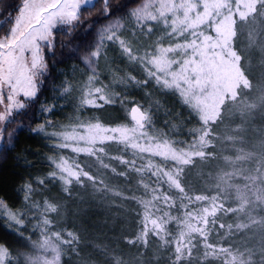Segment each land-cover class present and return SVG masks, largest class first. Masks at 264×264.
<instances>
[{
	"label": "snow or ice",
	"instance_id": "snow-or-ice-1",
	"mask_svg": "<svg viewBox=\"0 0 264 264\" xmlns=\"http://www.w3.org/2000/svg\"><path fill=\"white\" fill-rule=\"evenodd\" d=\"M134 2L136 7L129 8L124 0H0V152L13 145L24 127L18 118L38 101L48 77L46 55L55 56L61 31L70 36L84 27L90 33L96 23L108 21L82 57L86 80L79 86L66 80L56 91L61 98L77 92V112L116 105L125 113L118 123L81 114L66 125L45 119L29 129L52 141L56 154L47 158L51 171L35 186L32 181L21 186L22 209L0 199L5 227L31 248L14 251L0 242V264H61L63 248L75 250L78 236L60 226L61 205L44 195L47 185L58 182L69 197L72 186L85 181L97 191H111L98 177L100 170L129 182L135 177L142 191L125 197L140 209L139 231L129 244L147 248L149 237L154 238L168 253L167 264H264V129L255 142L248 135L253 116L264 113V0ZM125 9L133 22L130 31L125 16L118 15ZM242 26L250 28L245 48L239 41ZM111 46L138 74L118 75L116 69L112 84L102 82L98 62L107 60ZM252 49L260 53L258 77L250 67ZM114 84L177 94L199 124L189 130L191 140L156 129L150 109ZM55 107L42 104L40 111L51 113ZM230 117L238 118L231 121L235 127L225 123ZM112 145L119 146V154H111ZM81 156L94 162L97 173ZM197 159L220 160L223 167L211 177L208 191L192 193L182 177ZM113 161L122 166L119 171ZM225 217L232 222H224ZM105 255L107 264H129L116 250Z\"/></svg>",
	"mask_w": 264,
	"mask_h": 264
},
{
	"label": "trees",
	"instance_id": "trees-1",
	"mask_svg": "<svg viewBox=\"0 0 264 264\" xmlns=\"http://www.w3.org/2000/svg\"><path fill=\"white\" fill-rule=\"evenodd\" d=\"M17 2L18 0H5L6 4ZM124 2L129 4V8L136 7L134 0H124ZM127 11L128 9H125L124 13L118 15L125 16L123 22L127 31H130L133 22L127 20ZM93 19L95 15L89 18V20ZM107 23L108 21L101 20L93 26L90 33H87L84 27L76 29L70 36L62 31L59 32L55 56L46 55L49 65L48 77L41 87L39 99L26 110V114L18 118L23 121L24 127L17 132L13 145L0 152V199H4L14 209H22L24 194L20 188L24 182L32 181L35 186L37 178L51 171L47 158L56 154V150L51 146L52 141L47 140L43 134L29 131L30 128L37 127L45 119H51L53 124L66 125L81 114L86 119L96 117L105 123H118L125 117V113L116 105H106L99 109L88 108L77 112L74 98L78 93L73 92L71 97L61 98L56 91L66 80L77 86L86 80L88 69L82 62V57L96 41L97 31ZM60 41L66 46L61 48ZM116 69L121 70L118 75H124L129 71L138 74L126 61L121 60L118 49L111 46L107 60L102 58L98 62L97 71L104 84L113 83L112 76ZM113 86L116 91L126 92L129 99L149 108L156 129L176 140H191L189 130L199 125L177 94L152 86L146 89L132 85L114 84ZM42 104H55L56 107L53 112L42 114L40 111ZM11 127L15 128L17 125L13 124ZM48 131L53 129L49 128ZM118 147V145L111 146L112 155L119 154ZM80 159L92 166L93 173H97V166L92 160L83 156ZM113 164L118 171L122 168L115 161ZM195 164L196 162L185 168L182 179L186 188L192 193L206 192L210 188V178L216 171L212 172L211 170H215L213 168L197 170ZM98 177L105 179L111 191H97L90 182L85 181L83 186L74 184L72 195L69 197L62 191L58 182H49L47 185L44 195L61 205L58 217L60 226L78 236V241L74 244L75 250L63 248L61 264H107L109 257L105 252L111 254V250L119 252L129 264H135L137 260L142 262L151 260L156 264L157 259L159 264H167L168 253L160 248L159 241L154 238L149 237L147 248L128 243L139 231L137 218L139 205L134 200L125 199L133 192L137 196L142 194L141 190H137L135 177L129 182L104 170L99 171ZM116 192H120L121 195H115ZM34 199L39 200L41 197L36 196ZM224 222L232 221L225 217ZM6 223L5 220L0 219V242L9 245L14 251H31L30 247L26 248L24 242L19 241L18 237L5 227ZM28 228L31 230L32 225L29 224ZM32 239H38V235L33 236Z\"/></svg>",
	"mask_w": 264,
	"mask_h": 264
},
{
	"label": "rangeland",
	"instance_id": "rangeland-1",
	"mask_svg": "<svg viewBox=\"0 0 264 264\" xmlns=\"http://www.w3.org/2000/svg\"><path fill=\"white\" fill-rule=\"evenodd\" d=\"M250 30L248 26H242L240 29V32L242 33L239 37L240 46L241 48L247 47V33ZM157 34V33H156ZM156 34L152 37V39H156ZM251 56H250V67L252 69V75L255 77H258L260 74V53L256 49H252ZM255 83V81H254ZM236 120L238 122L237 117H230L228 120H226V124H229L231 127H235V124L231 123V121ZM197 122V119H196ZM199 125V124H198ZM196 127H198L196 125ZM223 128V126H222ZM260 129H264V113L256 112V114L252 118L251 123V131L249 132V139L252 140V142H255L257 139V134ZM196 169H210L213 168L215 170H211L212 172L217 171L216 169H219L220 167H223V162L220 160H213V161H201L197 159L196 161ZM211 180V178H210ZM83 203V202H82Z\"/></svg>",
	"mask_w": 264,
	"mask_h": 264
}]
</instances>
